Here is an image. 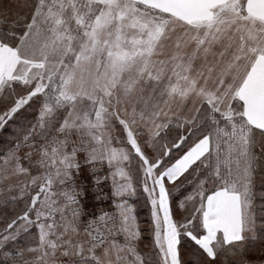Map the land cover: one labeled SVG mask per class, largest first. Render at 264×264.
Here are the masks:
<instances>
[{
  "label": "snow or ice",
  "instance_id": "obj_1",
  "mask_svg": "<svg viewBox=\"0 0 264 264\" xmlns=\"http://www.w3.org/2000/svg\"><path fill=\"white\" fill-rule=\"evenodd\" d=\"M0 264H264V0H0Z\"/></svg>",
  "mask_w": 264,
  "mask_h": 264
}]
</instances>
